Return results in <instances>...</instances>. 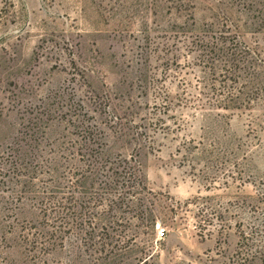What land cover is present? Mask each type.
Wrapping results in <instances>:
<instances>
[{
    "label": "rangeland",
    "instance_id": "rangeland-1",
    "mask_svg": "<svg viewBox=\"0 0 264 264\" xmlns=\"http://www.w3.org/2000/svg\"><path fill=\"white\" fill-rule=\"evenodd\" d=\"M0 264H264V0H0Z\"/></svg>",
    "mask_w": 264,
    "mask_h": 264
},
{
    "label": "built area",
    "instance_id": "built-area-1",
    "mask_svg": "<svg viewBox=\"0 0 264 264\" xmlns=\"http://www.w3.org/2000/svg\"><path fill=\"white\" fill-rule=\"evenodd\" d=\"M156 232L159 239H163L166 236V231L161 224L156 225Z\"/></svg>",
    "mask_w": 264,
    "mask_h": 264
}]
</instances>
